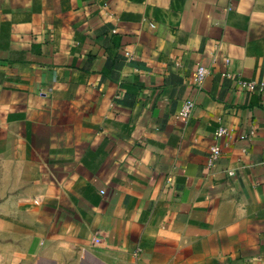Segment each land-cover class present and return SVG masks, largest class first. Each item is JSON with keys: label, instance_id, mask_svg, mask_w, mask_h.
Returning <instances> with one entry per match:
<instances>
[{"label": "crops", "instance_id": "1", "mask_svg": "<svg viewBox=\"0 0 264 264\" xmlns=\"http://www.w3.org/2000/svg\"><path fill=\"white\" fill-rule=\"evenodd\" d=\"M242 80L264 81V0H0V264H264Z\"/></svg>", "mask_w": 264, "mask_h": 264}, {"label": "built area", "instance_id": "2", "mask_svg": "<svg viewBox=\"0 0 264 264\" xmlns=\"http://www.w3.org/2000/svg\"><path fill=\"white\" fill-rule=\"evenodd\" d=\"M227 61V59L225 60ZM209 69L201 64H198L195 68L194 71V76H193V81L195 83V85L200 86L202 84V82L204 81V79L207 77V75L209 74ZM222 75L224 76H228L227 73H223ZM239 85L247 90L250 89H254L257 88L259 91H262L264 89V81L262 82H255V81H250V80H242L239 82ZM194 102L192 100H186L180 111L177 113V117H182V118H188L194 108ZM253 131H250L249 134H252ZM229 134V129L227 127H225L224 125H219L214 133V139L215 142L209 147L208 150V155H207V165L212 164L213 162H215L221 155V146L219 145V143L217 142L219 139H221L222 137H226ZM246 135L241 134L239 135L240 139L245 138ZM228 174L231 175L232 171H228ZM101 193H103V191L101 190Z\"/></svg>", "mask_w": 264, "mask_h": 264}]
</instances>
